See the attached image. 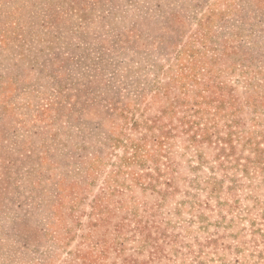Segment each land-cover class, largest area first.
<instances>
[{
  "label": "rangeland",
  "instance_id": "obj_1",
  "mask_svg": "<svg viewBox=\"0 0 264 264\" xmlns=\"http://www.w3.org/2000/svg\"><path fill=\"white\" fill-rule=\"evenodd\" d=\"M155 117L174 180L152 190L113 171ZM253 148L264 0H0V264L96 242L103 264H264Z\"/></svg>",
  "mask_w": 264,
  "mask_h": 264
},
{
  "label": "trees",
  "instance_id": "obj_2",
  "mask_svg": "<svg viewBox=\"0 0 264 264\" xmlns=\"http://www.w3.org/2000/svg\"><path fill=\"white\" fill-rule=\"evenodd\" d=\"M158 121L159 117H155L151 120V124H146V129L148 132L141 134L137 138H127L126 142H128V148L131 150L130 152L126 151L121 156H119L118 162L116 163V170L113 171L114 174L126 173L130 175L134 184L139 185L143 189L149 188L156 190L157 185L159 184L170 186L174 180V177L171 175L173 171V165L169 158L172 153L171 142L169 141V139L172 138L171 132L169 129H164L162 124L157 123ZM179 123H181V130L179 132H186L187 130L183 127L185 122L181 119L179 120ZM154 128H157L158 132L154 131ZM204 135L202 136V139H204ZM219 139L221 142H225L227 138ZM221 149V152L224 153L225 149L222 146ZM253 149L255 150H253L255 158L253 160L247 159V161L252 167L256 168L259 172H262L264 171V149ZM229 155L230 153L228 152L225 154V157L228 158ZM150 164L151 166H148ZM162 166H164L166 169L162 168ZM135 168L138 170L141 169L142 171H136ZM163 175L165 176V179L163 181L159 180V177ZM166 175L169 176L166 177ZM120 184H122V182H120ZM102 211L103 210L100 209V205H97L95 212L100 215ZM135 219V231L139 235L143 234L141 236L142 242L144 244H148L150 242L149 229L151 227L156 228V226L153 225V222L149 223L148 220H146L144 224L141 225V220L136 218V216ZM123 226L124 224H121L119 225V228H122ZM144 231L145 234L143 233ZM103 245L100 246L96 242L94 245H92L91 251L81 252L79 250L74 252V258L69 264H103L100 259L106 255L107 251V247ZM93 248L96 249L93 250ZM125 264L144 263L131 260L125 262Z\"/></svg>",
  "mask_w": 264,
  "mask_h": 264
}]
</instances>
